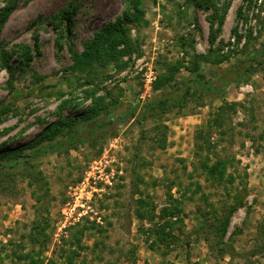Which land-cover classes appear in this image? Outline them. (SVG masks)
Returning a JSON list of instances; mask_svg holds the SVG:
<instances>
[{
	"label": "rangeland",
	"instance_id": "374dc122",
	"mask_svg": "<svg viewBox=\"0 0 264 264\" xmlns=\"http://www.w3.org/2000/svg\"><path fill=\"white\" fill-rule=\"evenodd\" d=\"M7 3L0 0V10ZM141 8L147 22L128 26L136 50L84 68L76 55L106 24L133 11L128 0H16L0 31V149L28 144L56 121H72L66 131L88 136L97 122L119 119L98 129L91 143L34 160L14 184L0 185V264H32L33 257L59 264L64 241L77 223L91 226L87 221L97 226L82 239L79 264H264V65L221 94L195 93L144 124L140 106L138 117L126 116L138 101L178 94L196 69V54L204 56L199 72L214 82L221 69L264 60V0H142ZM144 60L153 61L158 82L142 102ZM222 105V126L211 129V151L200 160L197 131ZM206 153L209 165L236 157L247 173L244 204L226 235L231 255L216 251L200 211L217 223L214 212L223 216L237 190L210 186ZM170 183L181 221L153 249L154 226L137 216L135 193L149 196L158 213L168 205ZM197 183L204 190L194 193ZM203 192L214 195L205 199ZM37 224L43 231L33 245Z\"/></svg>",
	"mask_w": 264,
	"mask_h": 264
},
{
	"label": "trees",
	"instance_id": "16d2710c",
	"mask_svg": "<svg viewBox=\"0 0 264 264\" xmlns=\"http://www.w3.org/2000/svg\"><path fill=\"white\" fill-rule=\"evenodd\" d=\"M142 0H128L130 8H133L132 12H126L124 17L118 18L114 22L106 24L100 31H98L95 36L90 39L85 44V50L83 54H77L78 64L83 66L92 65L95 62L108 63L110 61L118 60L125 55L132 54L135 49V43L131 38L129 32L130 24H141L146 23L144 18V11L141 8ZM16 6V0H8V3L5 7L0 10V31L13 12ZM204 58L203 55L196 54L194 55L193 64L196 66V69L191 70L188 83L184 84L181 88L182 90L175 96L166 95L162 99H156L141 104L138 101L132 108L127 117L135 118L138 117V108L141 107L139 111L138 122L144 124L149 118L159 115L160 112L166 108L172 106H179L182 104L189 96L199 93V94H208V95H218L225 91V88L234 82H239L247 76H251L256 73L262 65H264V60L259 59L258 57H250L248 63L231 65L229 68L221 69L219 78L216 82L209 81L206 77L199 72L198 70V61L199 59ZM158 80L156 81L155 86L157 85ZM2 102L0 101V105ZM240 103H231V107L239 105ZM225 105L219 107L218 111L214 114L215 117L212 121L207 122L203 125L196 134V147H197V157L203 159L204 151H211V129L214 126L221 127L222 123L220 121L221 117L224 119L223 111ZM4 109L0 108V117L4 114ZM222 112V114H221ZM123 118V117H122ZM119 117L107 121L104 120L102 123H96L91 129V134L85 136L83 133H76L72 130H65L72 126V121L67 119L56 121L47 127L44 132L38 135L37 138L33 139L30 143L26 145L19 146L15 149H0V185L4 188H8L11 184H14L16 181V173L21 172V169H24L25 165L31 164L34 160H38L52 153H61L63 151H69L72 148H76L81 144L91 143V140L96 135L98 129L104 128V126L109 125ZM58 132H62L63 138L57 139L55 135ZM166 141H162V147H164ZM208 154L205 155V161L202 165L203 170L205 171L206 178L211 183V187L222 188L225 191L229 192L233 189L237 190L234 196V203L227 209H223L225 212L223 216H220L218 219L216 216V211L214 212V218L217 220V223L210 221L206 213L200 211V214L206 220L207 227L206 233L209 236L213 237L214 246L216 251L221 256H226L227 254H232L234 248L230 238H226L228 232V226L230 223V218L234 212L244 204L245 193L247 189L246 176L240 171L239 167L235 164L236 157L230 159L219 158L213 165H209V161H206ZM239 163L240 161L237 160ZM235 164L233 171H230L231 165ZM31 176V173L23 172ZM33 176V175H32ZM31 176V177H32ZM34 178V177H33ZM245 179V181H244ZM157 184V183H155ZM240 185H243L240 188ZM168 191V205H165L157 213V206L151 200L149 196L146 197L142 191H136L135 194H140V197L136 199L137 209L136 214L141 220H146L150 223H153L152 235L154 236V241L151 243V248L155 249L156 245L159 246V243H167L170 240V237H173V231L181 221L182 208L180 206L179 198H176L172 190L175 188L174 183L167 185ZM204 190V187L199 183L196 184V190L194 193L201 192ZM180 192V191H179ZM204 193L205 199L212 197V193ZM214 207V206H213ZM176 218V219H175ZM89 225H81V223L76 224V230L74 233H71L69 238L64 242V246L60 249V258L62 262L59 264H79L77 258L80 256L81 250H83L85 245L81 244L83 237L86 236V232L89 229L95 228V222H89ZM84 223V224H87ZM41 225H35L34 229L31 230L29 234L30 243L33 245L38 244L40 240V235L43 229H40ZM78 246V248H74ZM263 249V247H262ZM232 252V253H231ZM254 254H257V250L253 251ZM32 253H21L19 258L25 256L30 257ZM32 264H36L37 261L35 257L31 259Z\"/></svg>",
	"mask_w": 264,
	"mask_h": 264
},
{
	"label": "built area",
	"instance_id": "2783aa9c",
	"mask_svg": "<svg viewBox=\"0 0 264 264\" xmlns=\"http://www.w3.org/2000/svg\"><path fill=\"white\" fill-rule=\"evenodd\" d=\"M140 60L138 61V63ZM153 61H145L142 64L141 71L142 77L144 81V91L141 93L140 98L145 101L146 97L149 96L151 90L153 89L154 82L157 79L158 72L155 69V66L152 63Z\"/></svg>",
	"mask_w": 264,
	"mask_h": 264
}]
</instances>
